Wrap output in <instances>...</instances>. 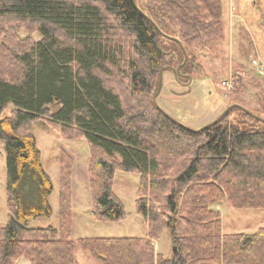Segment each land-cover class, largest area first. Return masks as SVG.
I'll return each instance as SVG.
<instances>
[{
    "label": "trees",
    "instance_id": "obj_1",
    "mask_svg": "<svg viewBox=\"0 0 264 264\" xmlns=\"http://www.w3.org/2000/svg\"><path fill=\"white\" fill-rule=\"evenodd\" d=\"M253 3L264 23L261 0ZM139 7L158 28L133 0H0V19L33 23L41 34L12 51L16 76L0 73L9 211L0 226V264L22 257L31 264H81L78 243L104 264H264V227L225 233L212 207L229 200L235 208L264 209V95L256 94L255 110L246 108L236 75L233 108L199 129L154 99L166 65L163 38L179 51V80L189 81L203 69L197 51L224 38V0H147ZM10 102L13 110L2 117ZM42 119L64 136L88 140L95 218L124 219L113 190L116 171L140 174L136 206L146 236L72 237L73 159L64 150L60 228L29 226V219L53 214L54 186L33 131ZM163 230L175 248L170 256L155 248Z\"/></svg>",
    "mask_w": 264,
    "mask_h": 264
},
{
    "label": "rangeland",
    "instance_id": "obj_2",
    "mask_svg": "<svg viewBox=\"0 0 264 264\" xmlns=\"http://www.w3.org/2000/svg\"><path fill=\"white\" fill-rule=\"evenodd\" d=\"M246 1L247 6L243 8V10L245 7L248 9L249 15H246L255 16L263 22L253 0ZM146 2L147 0H136L139 6L145 8ZM238 2L240 1H225L228 16L231 11L235 12L241 5L243 6V2L239 4ZM233 24L236 28L233 34L228 33L227 26H230V21L225 22L227 34L225 31L223 40L216 42L211 50L204 47V52L197 51L203 69L192 72L188 76L189 81L185 78V80H179V51L174 50V43L163 38L167 46L165 48L166 65L163 69L162 84L156 102L168 115L190 128H202L234 104L237 98L236 75H239L244 83L240 96L245 101L240 102L246 108L255 110L258 107L256 94L264 95V77L260 75L258 68L252 65L253 60L264 64V59L258 55L248 32L243 29L238 18ZM0 27L1 30L6 31L5 35H0V73L11 74V77L16 76L17 66L14 63L12 51L25 48L30 40H40L41 34L35 29L33 23L19 22L14 18L0 19ZM226 79L234 81L231 89L222 85V81ZM108 81L113 83L111 79ZM13 108L14 103L10 102L2 112V117L9 115ZM33 131L41 151L43 167L52 180L54 190L49 198L53 214L50 217L29 219L30 227L60 228V161L61 152L64 150L73 159L72 237L78 241L81 237H144L147 235L148 228L145 219L138 213L136 206L140 183L138 172L117 170L114 177L113 190L124 203L126 217L118 221L97 219L91 212L92 195L89 186L91 150L88 140L85 137L64 136L61 130L50 127L44 119L34 121ZM6 183V145L5 141L0 138V226L7 223L9 214ZM212 207L221 212L222 229L225 233H252L264 227V209L235 208L229 200L214 203ZM154 244L156 251L165 256H170L172 251H175L166 230L162 231L159 239L154 240ZM76 255L81 264H104L79 243ZM16 264L31 263L28 258L22 257Z\"/></svg>",
    "mask_w": 264,
    "mask_h": 264
},
{
    "label": "crops",
    "instance_id": "obj_3",
    "mask_svg": "<svg viewBox=\"0 0 264 264\" xmlns=\"http://www.w3.org/2000/svg\"><path fill=\"white\" fill-rule=\"evenodd\" d=\"M225 1L226 0H224V11H225L224 21L225 22L230 21V26L226 25L228 27V33L229 34L234 33L233 31H235L236 28H235L233 23H234V20L236 18H238V20L241 22L243 29L246 30V32H248V36L251 40V43L253 44L256 51L258 52V55L264 59V23L262 22V20H258L255 16L249 17L246 15V14H248L247 7H245V9L243 10L244 6H247L246 0H235V1L243 2L244 4H243V6L241 5V7L239 9H237L235 12L231 11V13H230L231 17L228 16L229 12H227V10H226ZM240 2H238V4ZM263 2H264V0H261V6L264 10ZM232 5H233V3H232ZM263 13H264V11H263ZM245 23H246V25H245ZM226 28H225V31L227 34Z\"/></svg>",
    "mask_w": 264,
    "mask_h": 264
},
{
    "label": "water",
    "instance_id": "obj_4",
    "mask_svg": "<svg viewBox=\"0 0 264 264\" xmlns=\"http://www.w3.org/2000/svg\"><path fill=\"white\" fill-rule=\"evenodd\" d=\"M133 2H134V4L140 9V11L144 14V15H146L153 23H154V21L152 20V18H150V16H148L138 5H137V3H136V0H133ZM155 24V23H154ZM155 26L158 28V26L155 24ZM176 39V38H175ZM177 40V39H176ZM182 48H183V50H184V53H185V60L187 59V52H186V50H185V48H184V46L182 45ZM180 67H181V65H179V67H178V70H180ZM162 73H163V69L161 70V74H160V81H159V89H158V91H157V93L154 95V99L156 100V97H157V95H158V93H159V91H160V88H161V84H162ZM234 106V104L233 105H231V106H229L222 114H221V116H219L218 118H216L214 121H212L211 123H209V124H207V125H205V126H203L202 128H204V127H207V126H209V125H211L212 123H214V122H216L218 119H220L221 117H223L230 109H232V107ZM260 118V117H259ZM262 119V118H261Z\"/></svg>",
    "mask_w": 264,
    "mask_h": 264
},
{
    "label": "built area",
    "instance_id": "obj_5",
    "mask_svg": "<svg viewBox=\"0 0 264 264\" xmlns=\"http://www.w3.org/2000/svg\"><path fill=\"white\" fill-rule=\"evenodd\" d=\"M252 65H254L255 67H257L260 75L262 77H264V64L263 63H260V62H258L256 60H253L252 61ZM233 82L234 81L232 79H226V80H223L222 81V85L225 86V87H227V88H229V89H231L233 87V84H234Z\"/></svg>",
    "mask_w": 264,
    "mask_h": 264
}]
</instances>
